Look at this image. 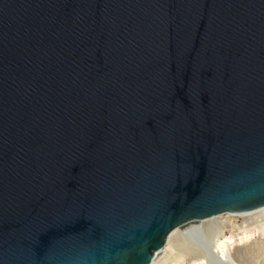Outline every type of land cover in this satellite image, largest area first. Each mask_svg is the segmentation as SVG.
<instances>
[{
    "label": "water",
    "instance_id": "95a60500",
    "mask_svg": "<svg viewBox=\"0 0 264 264\" xmlns=\"http://www.w3.org/2000/svg\"><path fill=\"white\" fill-rule=\"evenodd\" d=\"M263 206L264 0H0V264Z\"/></svg>",
    "mask_w": 264,
    "mask_h": 264
},
{
    "label": "bare ground",
    "instance_id": "6f19581e",
    "mask_svg": "<svg viewBox=\"0 0 264 264\" xmlns=\"http://www.w3.org/2000/svg\"><path fill=\"white\" fill-rule=\"evenodd\" d=\"M255 212L264 213V206L242 214ZM237 214L223 212L174 228L167 234L163 246L153 253L149 264H223L231 261V249L238 245V239L240 242L253 239L257 228L264 235V218L258 224L241 226L232 222ZM242 255L245 253L240 252Z\"/></svg>",
    "mask_w": 264,
    "mask_h": 264
},
{
    "label": "rangeland",
    "instance_id": "374dc122",
    "mask_svg": "<svg viewBox=\"0 0 264 264\" xmlns=\"http://www.w3.org/2000/svg\"><path fill=\"white\" fill-rule=\"evenodd\" d=\"M260 234L261 230L257 228L253 235V239L242 242L238 239L236 241V245H238L231 249V261H224L223 264H264V235ZM241 235L242 234L236 235V238ZM240 252L245 253V255L240 256Z\"/></svg>",
    "mask_w": 264,
    "mask_h": 264
},
{
    "label": "built area",
    "instance_id": "2783aa9c",
    "mask_svg": "<svg viewBox=\"0 0 264 264\" xmlns=\"http://www.w3.org/2000/svg\"><path fill=\"white\" fill-rule=\"evenodd\" d=\"M237 214V213H236ZM264 218L263 212H255L251 214H245L242 213L237 214L235 218H233V223L235 225H241L244 226L246 224H258L260 223Z\"/></svg>",
    "mask_w": 264,
    "mask_h": 264
}]
</instances>
